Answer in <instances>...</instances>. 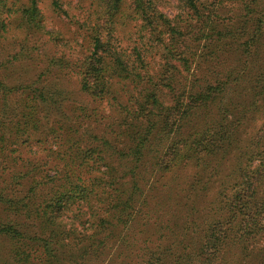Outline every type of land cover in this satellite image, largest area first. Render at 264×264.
I'll return each instance as SVG.
<instances>
[{"label":"trees","instance_id":"obj_1","mask_svg":"<svg viewBox=\"0 0 264 264\" xmlns=\"http://www.w3.org/2000/svg\"><path fill=\"white\" fill-rule=\"evenodd\" d=\"M174 2L0 0V50L41 62L24 81L0 66V238L19 264H264V0L227 21ZM54 60L95 103L70 117L98 131L45 121Z\"/></svg>","mask_w":264,"mask_h":264},{"label":"rangeland","instance_id":"obj_2","mask_svg":"<svg viewBox=\"0 0 264 264\" xmlns=\"http://www.w3.org/2000/svg\"><path fill=\"white\" fill-rule=\"evenodd\" d=\"M170 1H172V5L169 6V8L167 9V12L173 13L174 10L177 8V6L174 2L175 0H170ZM209 1L210 3L212 1L213 3H215L214 4L215 8H219L220 6L223 5V7L220 10L221 17L222 19L226 21L230 19H234V18L236 20L238 17L237 15L241 12L240 4H239L240 0H209ZM65 21H62L61 19L56 18V22L54 21V23L57 25L58 28L63 29V32L66 38L71 39L70 44L75 46L77 48V52L81 54V52H83V49H84L83 45H81L82 44L81 42H83L82 41L83 36H81V39H80L81 41L77 42L76 38L78 36L77 34L78 31H77L76 25L74 23H69L68 21L66 24ZM40 47H41L40 51L46 50L47 53H50V51H55L48 44L44 43V45H42V42H40ZM159 50L162 52V49H159ZM10 51H11V47L9 46L4 48L3 50H0V66L4 68V64H6L5 67L8 66L11 69L9 73L12 76L13 80L17 79V80L24 81L26 79L32 78L34 74L36 75L39 72L38 66L41 65L40 61L33 62V60H22L21 59V60H16L13 63H10V60H11V56L9 55ZM34 53L36 52L34 51ZM58 53H59L58 55H62V49H60ZM155 56L156 57H154V60L156 59L155 62H157L159 60V56L158 55H155ZM65 57H68V56L66 55ZM52 63H53V66L55 67V72L49 76L48 85L51 89L55 90V97H54L55 100L54 101L57 104L53 103L54 107L49 108L47 113L46 112L42 113V116L46 117L45 121H47L50 124L51 122L54 121V118H58V119L63 120V124H66L67 127H70L71 125L75 126L77 131L80 133H84L85 131L91 132L93 129H96L98 131L99 128L97 127V125H94L90 122H87V123L83 122V124H81L80 119L77 121L75 118L70 117L69 114H71L73 110L67 106L68 104H71V103L83 104V105H87L89 108H92L95 106V103H92L90 98L80 90V86H79L76 74H74L73 72H60V73L57 72L56 73V70L60 68V64L65 65L64 60H62V62L54 60V62ZM234 63H235L234 57H228L225 66L230 67L234 65ZM194 68L195 66L192 67L191 73L195 72ZM198 73H200V71ZM197 78L200 79V82L204 83V81L201 80L202 79L201 76H197ZM168 97H165V100H168ZM105 112H108V108L105 110ZM260 122L261 120L259 119L258 123ZM247 123L249 124L250 121H248ZM242 136L244 137L245 134L243 133ZM10 243L12 244L11 241L0 238V264H19L10 256V251H9L11 248ZM191 261L195 262L196 264H212L208 262L207 260L200 259L197 256L195 257L194 255L191 257ZM107 263H108V260H106V262L103 264H107Z\"/></svg>","mask_w":264,"mask_h":264}]
</instances>
